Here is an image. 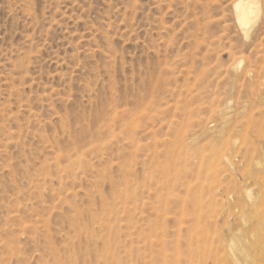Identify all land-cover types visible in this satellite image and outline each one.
<instances>
[{
    "label": "rangeland",
    "instance_id": "1",
    "mask_svg": "<svg viewBox=\"0 0 264 264\" xmlns=\"http://www.w3.org/2000/svg\"><path fill=\"white\" fill-rule=\"evenodd\" d=\"M233 1L0 0V264H259L264 0L247 35Z\"/></svg>",
    "mask_w": 264,
    "mask_h": 264
},
{
    "label": "bare ground",
    "instance_id": "2",
    "mask_svg": "<svg viewBox=\"0 0 264 264\" xmlns=\"http://www.w3.org/2000/svg\"><path fill=\"white\" fill-rule=\"evenodd\" d=\"M233 7L237 23L243 33L247 35L251 27L250 25L257 19L260 13V3L258 0H234ZM262 227H264V220ZM262 231V247L257 251L255 257L251 256V260L257 259L259 264H264V229Z\"/></svg>",
    "mask_w": 264,
    "mask_h": 264
}]
</instances>
